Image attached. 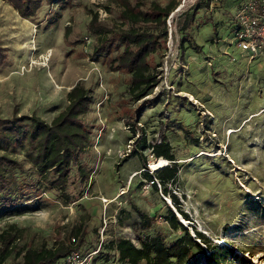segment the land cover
<instances>
[{
    "label": "rangeland",
    "instance_id": "rangeland-1",
    "mask_svg": "<svg viewBox=\"0 0 264 264\" xmlns=\"http://www.w3.org/2000/svg\"><path fill=\"white\" fill-rule=\"evenodd\" d=\"M167 1L143 0V7ZM177 1L166 19V37L152 54L158 82L135 99L127 91L125 72L113 62L124 46L115 3L64 0V9L60 3H42L34 16L22 18L9 1L0 0V44L7 48L0 65V116L17 111L49 121L65 106L67 91L77 81L93 97L83 115L90 141L80 159L90 174L83 181L73 167L68 185L73 201H61L24 159V151L16 153L23 160L20 181L32 183L25 192L41 201L31 210L0 215V230L10 223L22 229L19 244L76 242L71 232L80 226V250L100 248L90 263L120 264L117 253L106 248L108 240L126 236L137 241L146 232L138 226L132 202L152 216L147 231L164 227L168 238L181 234L164 219L167 206L174 209L170 197L143 176L141 156L130 154L134 137L128 120L136 115L148 140L166 138L172 144L180 168L169 187L191 216L177 214L179 220L193 235L194 225L243 257L222 264H264V54L251 57L235 43L233 18L244 0ZM205 1L208 6L183 31L186 13ZM93 11L111 30L101 39L88 30ZM57 12V22L47 24ZM186 36L200 49L182 43ZM144 154L154 169L151 163L158 159L149 151ZM15 261L11 256L5 263Z\"/></svg>",
    "mask_w": 264,
    "mask_h": 264
},
{
    "label": "trees",
    "instance_id": "trees-1",
    "mask_svg": "<svg viewBox=\"0 0 264 264\" xmlns=\"http://www.w3.org/2000/svg\"><path fill=\"white\" fill-rule=\"evenodd\" d=\"M7 1L22 18L34 16L42 3H60V8H65L64 0ZM109 1L120 7L122 27L118 35L124 43L122 51L113 57V62L126 74L129 95L138 99L149 93L158 82L152 54L166 37V19L178 6V1L168 0L163 5L151 2L145 8L143 0ZM207 6L208 1L197 3L189 14L186 13L181 25L182 30L190 29L198 10ZM59 16L58 12L55 13L47 24H55ZM88 30L98 39L111 31L98 21L97 12L94 11L91 13ZM184 41H187L189 47L200 49V45L190 36L184 37L182 43ZM6 59L7 48L0 44V65ZM92 101L90 88L77 81L67 91L65 106L49 121L35 113L17 111L10 116H0V215L22 213L33 209L36 205L34 202H41L38 197L30 198L24 190L31 188L32 183L20 181L18 177V172L23 170V160L16 155L19 150L24 151V159L32 163L41 181L48 185L47 188L56 190L61 201L67 204L75 199L68 191L73 167H76L78 176L83 181L87 180L90 174L89 169L82 166L80 159L90 141L91 129L83 115L90 108ZM152 105L153 103L150 104ZM135 116L130 115L128 120L134 137L130 154L141 156L142 166L145 168L143 176L155 189L160 188L164 195L170 197L174 209L167 206L164 219L170 228L181 230V234L168 238L164 227H158L154 232L147 231L153 223L152 216L132 202V209L138 215V226L146 232L137 236V241L126 236L110 238L106 248L117 253L120 264H222L233 257L243 259L233 246L213 242L194 225L193 235L188 225L179 220L177 214L183 219H191V216L182 207L179 195L169 187L170 183L176 181L180 168L172 144L166 138L153 142L148 140L145 129L135 122ZM145 151H149L156 159L167 160V163L151 170ZM21 231L15 223H10L0 230V264H6L5 261L11 256L16 259L13 264H67V255L74 249L80 250L79 247L84 242L80 226L72 228L71 234L78 238L76 242L68 238L55 241L52 245H21L17 241ZM92 250L96 251L91 255L90 262L96 258L97 253L99 254L100 248L80 250L83 254ZM105 255L108 256V252H105Z\"/></svg>",
    "mask_w": 264,
    "mask_h": 264
},
{
    "label": "built area",
    "instance_id": "built-area-1",
    "mask_svg": "<svg viewBox=\"0 0 264 264\" xmlns=\"http://www.w3.org/2000/svg\"><path fill=\"white\" fill-rule=\"evenodd\" d=\"M233 19L236 45L248 51L251 57L264 54V0H244L237 8ZM96 250L83 254L79 249H74L67 255L66 262L90 264L91 255Z\"/></svg>",
    "mask_w": 264,
    "mask_h": 264
},
{
    "label": "bare ground",
    "instance_id": "bare-ground-1",
    "mask_svg": "<svg viewBox=\"0 0 264 264\" xmlns=\"http://www.w3.org/2000/svg\"><path fill=\"white\" fill-rule=\"evenodd\" d=\"M232 129H230V132H231ZM166 163V160L164 159H158L157 161H154L153 163H151L155 168L156 167H159V166H162ZM179 215V214H178ZM180 217H182L181 215H179ZM183 218V217H182Z\"/></svg>",
    "mask_w": 264,
    "mask_h": 264
}]
</instances>
